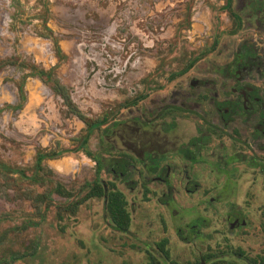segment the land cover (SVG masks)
<instances>
[{"label":"rangeland","instance_id":"1","mask_svg":"<svg viewBox=\"0 0 264 264\" xmlns=\"http://www.w3.org/2000/svg\"><path fill=\"white\" fill-rule=\"evenodd\" d=\"M18 2L17 7L15 0H0V60L15 56L50 71L87 119L108 116L109 122L95 128L86 148L75 152L87 128L68 113L51 84L18 66L0 70V162L23 169L29 178L38 148L71 150L44 161L54 172L45 186L15 171L17 183L0 193V264H196L199 253L207 256L205 264H264L261 178L247 188L252 177H243L234 197L217 205L218 215L205 213L208 226L189 231L183 224L202 215V194H174L166 206L159 200L164 187L144 190L137 161L128 178L111 173L122 155L135 159L122 147L114 120L147 121L171 92L190 89L191 80H219L211 75L231 69L243 46H253L261 57L264 0H231L241 22L230 15L227 0ZM192 59L198 61L184 77L167 81ZM19 84L26 97L21 106ZM142 94L148 97L138 106H122ZM58 182L70 197L54 192ZM95 183L105 193L114 184L125 194L131 217L127 233L113 229L105 196L85 200L63 221L57 218L58 207L82 200ZM44 191L51 192V206L43 204L39 213L25 195ZM231 207H240L247 222L238 230L223 223Z\"/></svg>","mask_w":264,"mask_h":264},{"label":"flooded vegetation","instance_id":"2","mask_svg":"<svg viewBox=\"0 0 264 264\" xmlns=\"http://www.w3.org/2000/svg\"><path fill=\"white\" fill-rule=\"evenodd\" d=\"M230 1V15L241 22ZM215 47L213 44L210 50ZM263 58L264 48L260 57L253 46H243L231 69L211 75L219 80H191L190 89L171 92L157 111L149 113L147 121L141 117L131 124L114 120L122 147L130 153L132 150L135 159L122 155L112 164L111 173L128 178L133 161H137L144 190L148 193L149 188L164 187L159 200L166 206L174 194H202V215L183 224L189 231L196 226L207 227L205 213L212 210L218 215L217 205L234 197L243 177H252L247 188L253 186L254 178H261L264 186V73L258 75L259 70L264 71ZM190 61L167 81L184 77L198 60ZM147 97L139 95L122 106L136 107ZM105 137L110 138L108 132ZM226 216L223 223L230 230L247 223L240 207H231ZM195 235H201V230ZM198 257L196 264H205L207 256L199 253Z\"/></svg>","mask_w":264,"mask_h":264},{"label":"trees","instance_id":"3","mask_svg":"<svg viewBox=\"0 0 264 264\" xmlns=\"http://www.w3.org/2000/svg\"><path fill=\"white\" fill-rule=\"evenodd\" d=\"M16 6L18 7V0H15ZM16 16L13 15V20ZM39 36L44 37V35L38 33ZM55 53L56 56L59 59L63 58V53L59 47V45L55 42ZM8 66H18L23 69H28L31 71V73L34 76H38L41 78L44 82L50 83L52 90L60 96V98L63 100L64 105L67 108V111L69 114L74 115L78 117L82 122L85 123V126L87 128L85 136L82 137V140L79 144V146L75 149V152L84 150L86 148V144L88 142L89 137L92 135L95 128H99L109 122V117L105 116L102 119H95V120H89L83 115V113L79 110V108L73 103L71 99V95L69 93V90L64 86L61 85L59 81L53 78V74L50 71H46L44 69L39 68L38 66L34 64L28 63V61H22L15 56H11L10 58L0 60V70H2L5 67ZM19 91H20V102L18 103V106H21V103L25 101L26 97L24 94V84H19ZM15 108V107H13ZM71 152V150L68 149H62V150H50L45 151L43 148H38L36 150L35 154V162H34V174L27 178V176L24 174V170L17 168L14 170V168L10 167L9 165L0 162V193L6 192L7 188H10L14 186V184L17 183V181L13 178V173L15 171L23 178L29 179L32 183L39 184L41 186H45L44 183L49 176L53 175V170L49 168L47 165L44 164L45 160L48 159H56L59 156H61L64 153ZM54 192H56L58 195H61L63 197H70L71 193L69 190L64 187L60 182L56 183L53 187ZM26 198H28L33 207L37 212L42 211V205L45 204V208H50V191H44L42 193H33V194H26ZM106 197L105 202V212L110 219L112 225L117 230H120L122 232L129 231V228L131 226V217L130 213L127 209V199L125 197V194L116 188L114 184L108 185V192H104V189L100 183H95L94 186H92V190L87 193L86 197L82 200H73L69 204H66L64 206L58 207L56 211L57 218L59 221H63L64 214H71L74 215L78 209L79 206L84 202L85 200H88L92 197L101 198ZM151 264H155L154 260Z\"/></svg>","mask_w":264,"mask_h":264}]
</instances>
